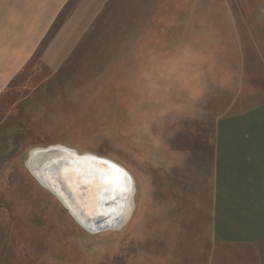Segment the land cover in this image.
<instances>
[{
    "label": "rangeland",
    "instance_id": "374dc122",
    "mask_svg": "<svg viewBox=\"0 0 264 264\" xmlns=\"http://www.w3.org/2000/svg\"><path fill=\"white\" fill-rule=\"evenodd\" d=\"M62 1L39 32L37 2L0 1V264H256L214 171L264 137V0ZM49 146L131 176L124 227L91 235L40 187Z\"/></svg>",
    "mask_w": 264,
    "mask_h": 264
},
{
    "label": "crops",
    "instance_id": "0c3cea01",
    "mask_svg": "<svg viewBox=\"0 0 264 264\" xmlns=\"http://www.w3.org/2000/svg\"><path fill=\"white\" fill-rule=\"evenodd\" d=\"M34 1L37 2L35 8L41 11L35 15L42 17L35 31L47 30L59 15L63 1L47 0L46 6L43 4L45 0ZM68 1L72 2L68 6L72 8L71 16L87 17V2L90 0ZM25 47L32 48L33 44ZM65 48L73 46L67 45ZM220 144L216 153L214 177L217 180L214 185L222 196L227 194V223L231 227L238 226L243 240L237 241L244 242L243 246L253 251L256 264H264V137H230ZM230 229V233L236 230Z\"/></svg>",
    "mask_w": 264,
    "mask_h": 264
},
{
    "label": "water",
    "instance_id": "95a60500",
    "mask_svg": "<svg viewBox=\"0 0 264 264\" xmlns=\"http://www.w3.org/2000/svg\"><path fill=\"white\" fill-rule=\"evenodd\" d=\"M63 148V149H62ZM60 150L61 152L71 153L67 152V149L62 146H55V147H48L45 149H33L31 150V156L29 158V161L26 163L25 166L31 173V175L35 178V180L41 185L40 187H43L47 191H49L51 194H53L58 201L63 205V207L67 210V212L70 214V216L75 220V222L80 225L81 228H83L86 232L89 234L94 233L101 234L104 232H112L117 231L124 227L126 224L123 223V220H118L117 222L113 223L110 227H102L101 222H107L108 218H111V220H117V216L111 215L113 212V208L116 209V202L107 201L104 204L100 205L98 208H93L91 206L86 207V204L90 202V198L95 195L94 191L92 189H89L86 185L80 184L77 185V183L74 181L73 186H66L67 183L64 181L63 172L57 170V167H52L55 169V172L50 176H44L41 174V172H38V166L40 159H45L55 151ZM73 154V153H72ZM40 157V159H36V162L33 161V157ZM91 156V155H90ZM83 157V156H82ZM95 157V156H94ZM101 159V158H100ZM46 160V159H45ZM104 160V159H101ZM107 161V160H104ZM49 161L46 160L43 163V170L50 169L51 166H57L58 163H54L55 161ZM60 162V161H58ZM111 162V161H110ZM113 163V162H112ZM121 168V167H120ZM67 169L64 171L67 173ZM45 174L44 172H42ZM73 181V180H72ZM107 193H103V195ZM135 194V193H134ZM134 197V196H133ZM110 203V205H108ZM102 207H108L110 211L102 210ZM109 213L108 216L99 215L98 213ZM128 221V220H127ZM127 221L125 223H127ZM123 223V224H121ZM92 235V234H91Z\"/></svg>",
    "mask_w": 264,
    "mask_h": 264
},
{
    "label": "snow or ice",
    "instance_id": "6c2138e0",
    "mask_svg": "<svg viewBox=\"0 0 264 264\" xmlns=\"http://www.w3.org/2000/svg\"><path fill=\"white\" fill-rule=\"evenodd\" d=\"M61 160H70L72 164L67 169V175L74 179L77 185L84 184L95 193L90 198L86 207L98 208L107 201L117 202L118 207L111 215L123 216L124 204L131 195V177L118 165L110 161L101 160L94 156H76L72 153H65ZM107 193V195H102ZM108 216L109 213H98Z\"/></svg>",
    "mask_w": 264,
    "mask_h": 264
},
{
    "label": "bare ground",
    "instance_id": "6f19581e",
    "mask_svg": "<svg viewBox=\"0 0 264 264\" xmlns=\"http://www.w3.org/2000/svg\"><path fill=\"white\" fill-rule=\"evenodd\" d=\"M53 147H55V146H53ZM63 147V146H62ZM64 148H66V147H64ZM63 149V148H62ZM67 149V152H68V150H69V152H71V153H73V154H75L76 156H80V157H82V156H90V154L89 155H85V154H81V153H79V152H77V151H74V150H70V149H68V148H66ZM31 151L28 153V157H27V160H26V163L29 161V158H30V156H31ZM66 152H61L60 150H58V151H55L54 153H52L51 155H50V157L48 156L47 158H45L46 160H48L49 162L48 163H50L51 161H55L54 163H58L57 164V166H51L50 167V169H46V170H43V168H41L42 166H43V163H44V161H46L45 159H40V157H36L35 158V156L33 157V161H35L36 162V159H40V162H39V164L37 163V166H38V172H41V174L42 175H46V176H50V174L52 175L54 172H55V169L54 168H52V167H57V170H59V171H61V172H63V177L65 178L64 179V181L67 183V185L66 186H73L74 185V179H72V178H70L67 174H66V172H64L65 170H66V168H68L69 167V165H71L72 164V161H70V160H61V157L65 154ZM93 156H95V155H93ZM95 157H97V156H95ZM100 158V157H99ZM101 159H103V158H101ZM104 160H106V159H104ZM110 160V159H109ZM109 160H107V161H109ZM58 161H60V162H58ZM112 163V162H111ZM113 164H114V162H113ZM115 165H118V164H116L115 163ZM119 166V165H118ZM119 167H121V166H119ZM122 168V167H121ZM123 169V168H122ZM42 172H44L45 174H43ZM128 174V173H127ZM129 175V174H128ZM130 176V175H129ZM131 177V176H130ZM73 180V181H72ZM133 182V180L131 179V183ZM133 193H134V184L132 183V192H131V195H130V197L128 198V200L126 201V202H123V204H124V215L123 216H119V217H117V220H111V218H108L107 219V222H101L102 223V227H100V228H103V227H110L113 223H115V222H117L118 220L120 221V220H122L123 218H124V220H123V223L125 224V222L127 221V220H129L128 218H129V216L131 215V212H132V210H133ZM102 195H103V193H102ZM105 196H106V194H104ZM117 203V202H116ZM108 205H110V203H108ZM116 209H117V207H118V204H116ZM115 208H113L112 210H114ZM102 210H105V211H110L109 210V208L108 207H102ZM123 223H121V224H123ZM111 224V225H110ZM120 230V229H119ZM92 234H94V233H92Z\"/></svg>",
    "mask_w": 264,
    "mask_h": 264
}]
</instances>
